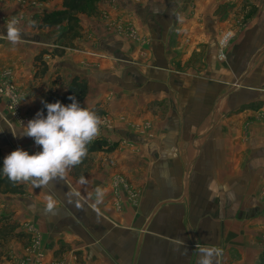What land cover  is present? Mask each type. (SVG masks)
Here are the masks:
<instances>
[{"label":"crops","instance_id":"crops-1","mask_svg":"<svg viewBox=\"0 0 264 264\" xmlns=\"http://www.w3.org/2000/svg\"><path fill=\"white\" fill-rule=\"evenodd\" d=\"M62 1L0 0V66L14 67L32 118L50 89L67 92L74 74L85 76L84 103L106 111L99 136L117 145L93 152L81 176L72 167L48 188L28 182L24 193L0 192V215L11 213L29 234L6 245L10 258L0 264L26 257L28 264H199L197 245L222 249L215 264H259L264 106L248 104L263 99L264 89L250 75L256 56L240 46L248 32L219 57L217 42L231 23L217 10L228 0H101L97 14L80 15L79 47L45 58L49 69L35 78L34 55L59 27L35 30L29 18ZM13 17L22 29L15 45L6 39ZM0 128L4 156L41 150L19 135L21 122L2 101ZM48 194L55 212L45 208ZM33 238L39 242L30 250Z\"/></svg>","mask_w":264,"mask_h":264},{"label":"clouds","instance_id":"clouds-1","mask_svg":"<svg viewBox=\"0 0 264 264\" xmlns=\"http://www.w3.org/2000/svg\"><path fill=\"white\" fill-rule=\"evenodd\" d=\"M19 25L20 20L15 17L6 25V39L13 45L22 40ZM68 99L72 102L67 105L59 100L45 103L46 116L38 112L26 125L21 121L19 135L33 138L41 150L30 154L17 148L4 157L3 175L14 184L30 182L34 187L48 188L53 181L63 179L72 167L81 163L88 153V145L100 135L104 122L96 111L82 106L74 95ZM10 130L13 137H17L18 129L10 127ZM81 181L84 182L83 178ZM96 196L99 203L103 196L101 189L96 190ZM45 208L48 212L57 210L54 195L45 196ZM173 242L183 244L180 238ZM197 252L199 264H215L216 258L222 255V249L209 245H197Z\"/></svg>","mask_w":264,"mask_h":264},{"label":"trees","instance_id":"trees-1","mask_svg":"<svg viewBox=\"0 0 264 264\" xmlns=\"http://www.w3.org/2000/svg\"><path fill=\"white\" fill-rule=\"evenodd\" d=\"M45 1V0H40ZM100 0H63L62 7L56 8L43 13L35 14L33 18L34 29H47L53 27H59V32L56 38L53 40V47L44 48L34 56V63L36 67L35 77L44 76L49 67L46 60H44L45 54L51 56H62L65 54L68 48H77L76 39L83 36V27L81 24L80 15H95L98 13V4ZM255 11L253 10L252 13ZM89 84L85 76L80 74H74L69 82L67 92L61 93L57 90L50 89L48 94L44 97L39 104L37 113L43 112L47 115V109L45 103H54L59 100L61 103L67 105L72 101L68 99L69 96H75L76 99L82 104L88 94ZM88 107V106H87ZM101 117L105 114V109L100 105L91 107ZM115 142L109 141L106 137L98 136L92 143L88 145V153L80 164L72 168V172L76 176L83 175L88 169V163L90 161V155L96 151H112L116 147ZM4 153L0 147V192L1 193H24L26 190V183L14 184L6 176L3 175L2 167L4 160ZM86 167H85V166ZM20 223L13 217L11 213H2L0 215V261L3 258L9 259V255L6 253V245L13 239L27 240L29 234L27 232L19 230ZM28 241V240H27ZM264 264V252L261 257V262Z\"/></svg>","mask_w":264,"mask_h":264},{"label":"rangeland","instance_id":"rangeland-1","mask_svg":"<svg viewBox=\"0 0 264 264\" xmlns=\"http://www.w3.org/2000/svg\"><path fill=\"white\" fill-rule=\"evenodd\" d=\"M35 1H38V0H35ZM110 1H112L111 3L113 2L117 3L118 0H109V2ZM186 4H188L186 7H188V14H190V17H191L194 13L195 5L190 4L189 1ZM253 10L255 11L254 13H252ZM43 12H46V11H43ZM217 12H219V17H220L219 19L223 21L229 19L231 23V26H230L231 29L228 30L229 33L222 34L220 36L222 38L217 42V46L219 48V57L222 59L226 57V49L228 48L229 44H231L232 41L237 37L238 33L243 35L244 33L248 32V34L246 33L245 35L246 42H244V44L240 46H244V47L250 46V56H254V55L256 56V60H255L256 63L254 64V67L251 68L252 70H250V75L251 76L253 75L255 78H259L260 85L263 86V83H264V0H228L226 3L225 2L221 3V5L218 7ZM37 13L38 12H35L29 18L31 19L29 25L32 28H33V25H32L33 18L35 14ZM17 19L21 20L20 17H17ZM35 30H41V29H35ZM58 32H59V29H53L52 31L48 32L46 36L49 38H53L54 36V39H55ZM89 37H92V36L89 35ZM53 46L54 45L52 43L49 45H44L43 47L39 48L37 52L42 51V49L44 48H49ZM258 50L260 52L259 55H257ZM49 56L53 57L50 54H45L44 60H46L45 58H49ZM1 67H4V68L0 69V79L9 80L10 82H12L14 84L16 91L18 92L17 108H19V114L15 115L13 111L8 107L7 102H6V96L2 94L3 92L1 91H0V101L6 104L8 111L11 114L12 118H14L15 120L19 122L22 121V122L27 123V121H25V118H29L30 120L33 119L27 114L31 116L33 115L24 110L25 94L21 91V88L17 83L18 81H16L17 79L15 78L16 71L14 73L13 71L14 67L11 65L0 66V68ZM34 67H35V63H34ZM35 71H36V67H35ZM6 73H8V75H6ZM34 75H35V72H34ZM41 77L43 76H38L35 78H41ZM4 86H6V83L0 82V87H4ZM261 86H256V87L257 89H264V87H261ZM258 100L259 101H255L253 103L248 104L249 105L248 107L264 106V98L258 99ZM35 244H36L35 239L34 238L31 239V245L29 247L30 250L34 246H37ZM22 260H25L27 264L30 262H33V260H30V257H26V259H22Z\"/></svg>","mask_w":264,"mask_h":264},{"label":"built area","instance_id":"built-area-1","mask_svg":"<svg viewBox=\"0 0 264 264\" xmlns=\"http://www.w3.org/2000/svg\"><path fill=\"white\" fill-rule=\"evenodd\" d=\"M6 75H8V73H6ZM0 82H5L6 86L4 87H0V91L3 92L2 94H4L6 96V102L8 107L13 111V113L15 115L19 114V108H17V104H18V92L16 91L14 84L12 82H10L9 80H1ZM4 89V90H3ZM29 118H25V121H29ZM36 244H38L39 240L38 238L35 239ZM39 255L41 256V253H39ZM20 264H27V262L25 260H21L19 262Z\"/></svg>","mask_w":264,"mask_h":264}]
</instances>
